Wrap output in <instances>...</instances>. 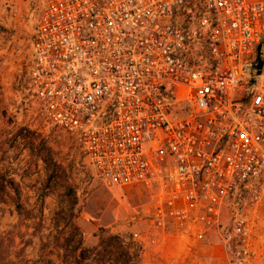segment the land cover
Wrapping results in <instances>:
<instances>
[{
  "label": "built area",
  "instance_id": "obj_1",
  "mask_svg": "<svg viewBox=\"0 0 264 264\" xmlns=\"http://www.w3.org/2000/svg\"><path fill=\"white\" fill-rule=\"evenodd\" d=\"M41 116L100 180L151 193L189 250L255 264L264 206L263 0H26ZM154 244L155 241L152 240Z\"/></svg>",
  "mask_w": 264,
  "mask_h": 264
},
{
  "label": "rangeland",
  "instance_id": "obj_2",
  "mask_svg": "<svg viewBox=\"0 0 264 264\" xmlns=\"http://www.w3.org/2000/svg\"><path fill=\"white\" fill-rule=\"evenodd\" d=\"M33 41L26 0H0V264H230L215 234L190 251L155 228L150 192L108 187L46 122L26 89ZM256 233L264 264V206Z\"/></svg>",
  "mask_w": 264,
  "mask_h": 264
},
{
  "label": "trees",
  "instance_id": "obj_3",
  "mask_svg": "<svg viewBox=\"0 0 264 264\" xmlns=\"http://www.w3.org/2000/svg\"><path fill=\"white\" fill-rule=\"evenodd\" d=\"M263 49H264V43L261 44L258 49H257V62H258V67H257V70H258V73H260L263 68H264V56H263ZM13 184V182H8V183H3L1 188L2 190H6L7 188L11 187ZM4 203H6V200H4ZM3 203V202H2ZM20 208L19 205H17V209ZM9 238H10V232L6 231V230H3L2 228L0 229V239L2 241H9ZM9 259H11V257H9ZM10 261V260H8Z\"/></svg>",
  "mask_w": 264,
  "mask_h": 264
},
{
  "label": "crops",
  "instance_id": "obj_4",
  "mask_svg": "<svg viewBox=\"0 0 264 264\" xmlns=\"http://www.w3.org/2000/svg\"><path fill=\"white\" fill-rule=\"evenodd\" d=\"M194 250V249H193ZM192 255H194L193 253H192Z\"/></svg>",
  "mask_w": 264,
  "mask_h": 264
}]
</instances>
